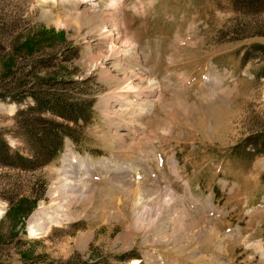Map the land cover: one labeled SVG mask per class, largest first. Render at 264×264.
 Segmentation results:
<instances>
[{"label": "rangeland", "instance_id": "obj_1", "mask_svg": "<svg viewBox=\"0 0 264 264\" xmlns=\"http://www.w3.org/2000/svg\"><path fill=\"white\" fill-rule=\"evenodd\" d=\"M0 257L264 264V0H0Z\"/></svg>", "mask_w": 264, "mask_h": 264}, {"label": "trees", "instance_id": "obj_2", "mask_svg": "<svg viewBox=\"0 0 264 264\" xmlns=\"http://www.w3.org/2000/svg\"><path fill=\"white\" fill-rule=\"evenodd\" d=\"M89 96H90V98L86 97L84 99V101L82 102V103H84L83 107L85 105L87 106L86 110H82L83 107L81 106L82 103L80 104V102L68 104V106H66L64 104H60V107H62L66 112H68L69 117H71L75 123L77 122V120L79 121V119L81 122L83 120L87 121L91 118V115H92L91 110H92V107H93L94 102H95V95L91 94ZM39 132L42 133V131H39ZM46 132L52 134L53 138L55 139L56 144L53 145L50 149L43 150L44 153L42 154V157H40L35 152V159H34L35 163L40 160L41 164H44V163L48 162L49 160L53 159L54 157H57L62 151L63 139H64L63 131L54 125L53 127H48V130ZM32 136L37 137L38 135L36 133H33ZM35 147H36V149H39L40 145H38V146L35 145ZM5 154H6V156H9L11 159L19 160L22 164L25 163L24 165H26V166H28V164L32 162L31 158L21 156V155L17 154V152L11 153L8 150V152H6ZM1 258L2 257H0V264H13V263H10V262H8L4 259H1ZM22 264H25V263H22Z\"/></svg>", "mask_w": 264, "mask_h": 264}, {"label": "bare ground", "instance_id": "obj_3", "mask_svg": "<svg viewBox=\"0 0 264 264\" xmlns=\"http://www.w3.org/2000/svg\"><path fill=\"white\" fill-rule=\"evenodd\" d=\"M82 2H89V1H91V0H81ZM109 38V37H108ZM152 81V80H151ZM151 85L153 86L154 84L151 82ZM126 89V88H125ZM128 89V88H127ZM129 191H130V189H129ZM187 227V226H186ZM187 229V228H186ZM31 232H33V230L31 229ZM122 241H125V240H127L128 239V236L127 235H121L120 237H119ZM138 262V261H137Z\"/></svg>", "mask_w": 264, "mask_h": 264}]
</instances>
